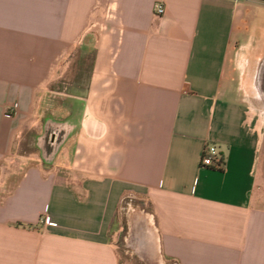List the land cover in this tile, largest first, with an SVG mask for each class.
I'll return each instance as SVG.
<instances>
[{
	"label": "crops",
	"instance_id": "obj_1",
	"mask_svg": "<svg viewBox=\"0 0 264 264\" xmlns=\"http://www.w3.org/2000/svg\"><path fill=\"white\" fill-rule=\"evenodd\" d=\"M87 59L46 112L57 68ZM263 68L264 0H0V264H122L126 196L148 208L141 264H264Z\"/></svg>",
	"mask_w": 264,
	"mask_h": 264
},
{
	"label": "rangeland",
	"instance_id": "obj_2",
	"mask_svg": "<svg viewBox=\"0 0 264 264\" xmlns=\"http://www.w3.org/2000/svg\"><path fill=\"white\" fill-rule=\"evenodd\" d=\"M90 62L91 59H87L85 65L82 67L70 66L65 68H57V81L46 85V89L53 92V94L48 95L50 96V98H47L48 102L46 103V112L49 111L48 106L50 104L54 106L55 103H59V99L57 98H60V96L56 93L64 92L68 90L71 85H75L76 78L79 76H83V80H85V78L91 77L92 67L89 66ZM252 78L254 79V77ZM72 80L73 84L71 83ZM254 86L255 81H249L248 89L250 91H253ZM249 97V101L252 103V105L256 109L262 110V116L264 117V101L260 99L254 100L251 95H249ZM33 137L34 136L32 134H25L20 142V151L27 157H35L39 154L38 149L35 147ZM261 137L262 141L260 151L258 153V163L255 171V180L258 184V192L262 197V200L264 201V125L262 127ZM63 154L64 151H61L57 156V165H67V163L62 159ZM143 209L146 211L148 208L144 200L140 197L126 196L122 200L121 209L118 214V217L120 218L119 220L122 225V230L116 241V248L118 250V253L120 254L122 264H141L139 263L136 256L132 259V257H130L129 255L128 257L125 254H132V250L129 248L131 244L130 242L128 243V239H132V224L135 222L137 226L140 225L142 227L145 224L146 212H144Z\"/></svg>",
	"mask_w": 264,
	"mask_h": 264
},
{
	"label": "built area",
	"instance_id": "obj_3",
	"mask_svg": "<svg viewBox=\"0 0 264 264\" xmlns=\"http://www.w3.org/2000/svg\"><path fill=\"white\" fill-rule=\"evenodd\" d=\"M154 11L158 15L164 13V7L161 3L154 4ZM17 106L14 104L12 109H15ZM201 164L206 167H212L214 169H221L224 165L223 158L218 154L214 146H206L203 150ZM41 222L44 226H49V218L47 216L41 219Z\"/></svg>",
	"mask_w": 264,
	"mask_h": 264
},
{
	"label": "water",
	"instance_id": "obj_4",
	"mask_svg": "<svg viewBox=\"0 0 264 264\" xmlns=\"http://www.w3.org/2000/svg\"><path fill=\"white\" fill-rule=\"evenodd\" d=\"M65 137H66V134H65V130L63 128L59 129L58 133L56 134V139H55L54 136L52 137L51 140L49 139L50 137H48L45 140V143L47 145H46V148L44 149V152H45L44 155L47 158L50 157V156H54L57 153L60 145L63 143ZM39 144H42L40 139H39ZM132 229H133V233H132L131 236H135V235H137L139 233H143L144 234L146 232V230H144L142 226H140V225L137 226L135 224V222L132 224ZM151 262L153 264H155V261L153 259H151Z\"/></svg>",
	"mask_w": 264,
	"mask_h": 264
},
{
	"label": "flooded vegetation",
	"instance_id": "obj_5",
	"mask_svg": "<svg viewBox=\"0 0 264 264\" xmlns=\"http://www.w3.org/2000/svg\"><path fill=\"white\" fill-rule=\"evenodd\" d=\"M261 77L263 78V80H261L263 83H264V68H263V72H262V74H261ZM59 127L58 128H50V130H48V132L45 134V136H43L42 138H40V141H41V143L42 144H44V142H45V140L48 138V137H50L49 139L51 140L52 139V137L54 136L55 137V139H56V134L58 133V131H59ZM62 130V129H61ZM48 139V140H49ZM49 140V141H50Z\"/></svg>",
	"mask_w": 264,
	"mask_h": 264
},
{
	"label": "bare ground",
	"instance_id": "obj_6",
	"mask_svg": "<svg viewBox=\"0 0 264 264\" xmlns=\"http://www.w3.org/2000/svg\"><path fill=\"white\" fill-rule=\"evenodd\" d=\"M262 72H263V70H262ZM261 80H263V78L261 77ZM260 86H261V89H262V92H263V94H264V83L261 81V83H260Z\"/></svg>",
	"mask_w": 264,
	"mask_h": 264
}]
</instances>
